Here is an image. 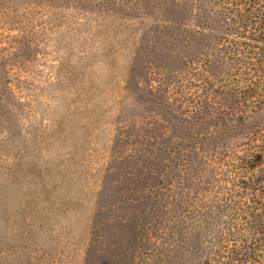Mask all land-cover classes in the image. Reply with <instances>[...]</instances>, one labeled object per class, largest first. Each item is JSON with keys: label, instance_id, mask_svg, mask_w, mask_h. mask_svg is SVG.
I'll list each match as a JSON object with an SVG mask.
<instances>
[{"label": "rangeland", "instance_id": "obj_1", "mask_svg": "<svg viewBox=\"0 0 264 264\" xmlns=\"http://www.w3.org/2000/svg\"><path fill=\"white\" fill-rule=\"evenodd\" d=\"M34 1L47 4L0 0V264H120L153 205L148 195L201 186L183 154L162 163L191 104L174 94L179 102L165 108L157 90L171 79L155 64L133 67L124 51L116 67L93 69L101 80L92 94L65 60L56 67L65 42L49 35ZM154 210L161 219L176 211ZM255 249L252 264H264V240Z\"/></svg>", "mask_w": 264, "mask_h": 264}, {"label": "trees", "instance_id": "obj_2", "mask_svg": "<svg viewBox=\"0 0 264 264\" xmlns=\"http://www.w3.org/2000/svg\"><path fill=\"white\" fill-rule=\"evenodd\" d=\"M44 1H34L37 13L49 35L65 42L56 67L65 60L92 94L101 80L93 69L116 67L124 51L133 67L155 64L164 83L171 79L157 90L165 108L172 112L179 99L191 104L184 112L190 118L180 121L184 134L166 144L162 163L170 168L183 154L201 186L192 196L148 195L153 205L120 264L257 263L264 240L255 225L264 214V0ZM154 206L176 211L160 220Z\"/></svg>", "mask_w": 264, "mask_h": 264}]
</instances>
